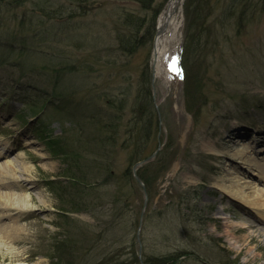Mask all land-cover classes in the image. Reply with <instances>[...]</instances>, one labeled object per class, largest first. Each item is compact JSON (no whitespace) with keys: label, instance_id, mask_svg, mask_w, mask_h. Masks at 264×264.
<instances>
[{"label":"rangeland","instance_id":"obj_1","mask_svg":"<svg viewBox=\"0 0 264 264\" xmlns=\"http://www.w3.org/2000/svg\"><path fill=\"white\" fill-rule=\"evenodd\" d=\"M201 1L184 0L179 52L160 69L154 43L170 0H151L150 8L138 0L90 1L70 22L43 25L19 23L0 11V40L29 47L24 57L0 49V163L9 167L0 179L4 192L33 204L4 220L18 230L2 236L0 262L99 264L121 253L137 264L128 247L120 250L136 241L143 260L179 252L185 256L178 264H264V221L221 187L237 170L257 175L234 152L264 146V5L253 0L250 6L257 7L241 15L229 0H205L199 7ZM72 3L50 5L61 10ZM128 12L141 24L143 42L133 53L124 52L117 38L136 27L124 23ZM144 77L158 118L145 153L159 150L146 163L160 170L140 249L130 226L135 212L123 227L114 216L129 150L118 148L117 157L110 154L113 145L90 144L87 118L94 114L107 124L121 115L126 122ZM115 99H124L122 110L110 105ZM78 149L84 168L76 167ZM252 179L264 196V181ZM143 183L137 181L141 192L131 197L132 209L145 203Z\"/></svg>","mask_w":264,"mask_h":264},{"label":"trees","instance_id":"obj_2","mask_svg":"<svg viewBox=\"0 0 264 264\" xmlns=\"http://www.w3.org/2000/svg\"><path fill=\"white\" fill-rule=\"evenodd\" d=\"M52 0H44L42 3L39 0H0V11H4V16L7 14L8 16L14 18L19 23L26 22V24H35L38 20V24L40 25L45 24L46 21L54 20V23L60 22H70L77 16L81 14L79 11L80 9H84V6L87 5L90 1L96 0H67L73 2L72 4H77L76 6H72V8H68L63 6L60 10L59 8L54 9L51 8L50 2ZM55 2L60 1L63 2L65 0H54ZM142 3L144 8H150L151 5L149 4L151 0H138ZM203 1L200 2V6L202 5ZM224 1V0H222ZM230 3L238 8L240 14L243 15L247 9L251 8L250 4L254 2L253 0H229ZM260 6L264 5V0H256ZM30 4L33 5L31 11H25L26 13L19 18L18 11L21 9H25ZM49 5V7H48ZM64 5V4H61ZM256 8L257 4H254ZM259 6V7H260ZM30 7V6H29ZM225 10V9H224ZM129 13V12H128ZM125 18V24H128L129 28L132 27L133 24L136 27L132 30L130 28V32L128 33H119L117 37L120 42V48L124 52L133 53L142 45V36L141 33V24H139L135 17H133L130 13ZM45 18V20H41ZM142 20V18H141ZM240 20V18H239ZM155 21V20H154ZM56 25V24H55ZM69 25V24H68ZM194 41V38H192ZM198 41V39H197ZM199 43H194L196 46ZM193 42L191 46L195 48ZM6 47L12 51L10 53H14L16 50L20 52V56H26V53L29 54V47L26 45L24 46H16V44L5 43L4 41L0 40V49L2 47ZM184 53L186 52V46L184 47ZM22 62H16L17 66L22 68ZM182 65L186 72V63H185V56L182 57ZM187 78V73L185 79ZM187 83V82H186ZM150 80L148 81V77H144L143 81H141L138 95H137V103L133 105L132 109L134 115L129 118L126 122H123V117L121 115L116 116V120L108 121L107 124L105 122H100L97 119V116L92 114L89 115L87 120L93 125L92 131V140L90 144L103 146L106 145H113L114 150L110 151V154H114V156L118 155L117 153L118 148L121 151H125L126 147L129 150L128 158H127V167L124 168V174L120 183L116 189L117 199H116V210L114 211V216L118 219V225H125V217L129 215L128 213L133 210L134 218L131 220L130 226L132 230H135V234H137L138 238V230L140 228V222L142 217V212L144 209V202L136 203V206L132 209L129 205V201L134 194H140V188L137 185V180L134 177V166L140 160L146 158L148 155L145 153L146 144L150 140V137L153 134L154 127L158 126L157 123V111L155 109L154 97L152 93V89L149 87ZM110 105L117 107L118 110H122L125 107L124 99L118 103L115 100H110ZM123 122V123H122ZM156 122L155 126L154 123ZM80 136L85 133V125L81 124L80 126ZM76 154V167L77 168H84L83 161L81 160V151L79 149L75 152ZM106 156V154H105ZM109 156V155H108ZM110 157V156H109ZM81 160V161H80ZM118 161V159L114 160V164ZM155 161V160H154ZM153 162L146 163L138 169V174L141 177L142 181L145 183L149 194L153 193V189L158 181L159 175V168L153 167L155 166L152 164ZM109 168H106L108 170ZM198 196V195H197ZM143 201V200H142ZM137 230V232H136ZM143 232V229H142ZM143 238V236H142ZM144 241V239H143ZM144 243V242H143ZM66 245V244H65ZM64 245V246H65ZM128 247L131 251V258H134L135 262L139 264L141 261L140 255L138 254V243L136 241H132L129 244H123L121 248ZM63 246L62 251L67 249ZM144 247V244H143ZM118 258L115 260L106 259L99 264H128V259H125L121 256V253L118 254ZM185 256V254L175 252L169 253L166 255H156V256H145L143 262L145 264H178L180 259ZM64 255L61 254L59 259H63Z\"/></svg>","mask_w":264,"mask_h":264},{"label":"bare ground","instance_id":"obj_3","mask_svg":"<svg viewBox=\"0 0 264 264\" xmlns=\"http://www.w3.org/2000/svg\"><path fill=\"white\" fill-rule=\"evenodd\" d=\"M183 2L184 0H170L165 10L160 14L157 26L158 32L154 43L157 69L162 67V63L165 60L174 61L179 52L184 23ZM235 139L236 137L231 140L232 144H235ZM251 147L252 149L247 151L243 149L237 150L234 152V157L240 159L239 162L242 163L241 165L254 168L257 171V175L247 170H237L239 174L235 173V176L229 179L228 183L221 185V187L229 196L239 202L241 201L255 213H258L257 220L264 221V196L256 184H254L256 183L254 181L255 179L250 180V177H257L259 180L264 181V146L262 144H254ZM4 153H7V151ZM22 164V167L30 169L29 166ZM6 168L9 167L0 163V176H3L5 173L8 174ZM2 181L3 179H0V245L3 246L5 243H3L4 239L2 236L7 235L12 237L13 235L14 237V232L18 230L15 227L16 225L4 224V220L6 218H12L15 214L29 211L33 207V204L29 202V197L19 196L16 192H4L2 190ZM143 184L146 200V197L150 195L145 183ZM0 264L13 263L0 262Z\"/></svg>","mask_w":264,"mask_h":264},{"label":"water","instance_id":"obj_4","mask_svg":"<svg viewBox=\"0 0 264 264\" xmlns=\"http://www.w3.org/2000/svg\"><path fill=\"white\" fill-rule=\"evenodd\" d=\"M158 152H159V150L156 151L154 154L148 156L145 160H141V161H139V162L134 166V175H135V178H136L137 181H139V182H143L142 179H141V177H140L139 174H138V169H139L141 166H143L147 161L153 159V158L157 155ZM144 187H145V186H144ZM148 203H149V197L147 196V197H146V200H145V203H144V209H143V212H142V217H141V222H140V228H139V230H138V239H139V243H140V248H141V249L143 248L142 237H141V231H142L143 222H144V215H145V211H146V207H147ZM140 257H141V259H142V255H141V254H140ZM142 260H143V259H142Z\"/></svg>","mask_w":264,"mask_h":264}]
</instances>
